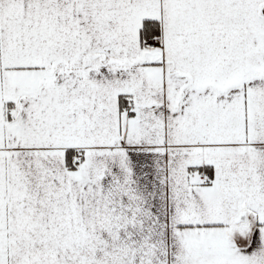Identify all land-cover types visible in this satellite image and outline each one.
Returning <instances> with one entry per match:
<instances>
[{
    "label": "snow or ice",
    "instance_id": "6c2138e0",
    "mask_svg": "<svg viewBox=\"0 0 264 264\" xmlns=\"http://www.w3.org/2000/svg\"><path fill=\"white\" fill-rule=\"evenodd\" d=\"M0 264H264V0H0Z\"/></svg>",
    "mask_w": 264,
    "mask_h": 264
}]
</instances>
